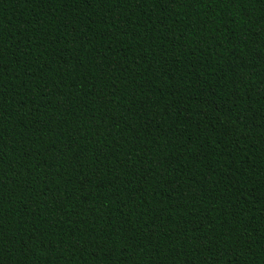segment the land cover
Masks as SVG:
<instances>
[{
    "label": "trees",
    "instance_id": "16d2710c",
    "mask_svg": "<svg viewBox=\"0 0 264 264\" xmlns=\"http://www.w3.org/2000/svg\"><path fill=\"white\" fill-rule=\"evenodd\" d=\"M0 264H264V0H0Z\"/></svg>",
    "mask_w": 264,
    "mask_h": 264
}]
</instances>
